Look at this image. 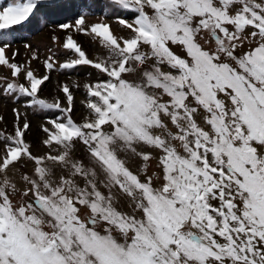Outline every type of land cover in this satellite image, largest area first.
Here are the masks:
<instances>
[{"label":"snow or ice","instance_id":"6c2138e0","mask_svg":"<svg viewBox=\"0 0 264 264\" xmlns=\"http://www.w3.org/2000/svg\"><path fill=\"white\" fill-rule=\"evenodd\" d=\"M0 67V264H264V0H0Z\"/></svg>","mask_w":264,"mask_h":264},{"label":"rangeland","instance_id":"374dc122","mask_svg":"<svg viewBox=\"0 0 264 264\" xmlns=\"http://www.w3.org/2000/svg\"><path fill=\"white\" fill-rule=\"evenodd\" d=\"M116 31H120L118 25H113ZM16 35L18 39L16 40L15 47L19 49V55L16 57L19 61H24L27 59L26 49L24 48V44L28 43L33 45L34 47H39L41 53L43 54L47 50V46L51 43L50 41V31L48 29H44L43 31H38L35 29L30 33H22L16 31ZM81 40L87 45V41L84 40V37H80ZM32 66L35 69L43 71L42 65H40L37 61L32 62ZM86 70L81 69L80 73L75 74L73 78L83 79V74ZM87 71H91L90 69ZM9 75L8 71L3 67H0V76H7ZM63 79V76L59 73H54L52 76V82L47 85L44 89V94L49 95V93L55 94V83L57 79ZM47 83V82H46ZM83 99V95L81 92L77 93V105H76V112L77 115L80 113V105L79 100ZM22 103V101H21ZM15 107H20V104L14 102L10 98H6L0 96V116L4 117V121L0 122V128L6 127L9 131L12 129L14 116L12 109ZM22 111H27L29 113V119L31 121V132L28 133V139L31 140L36 148L37 151L42 150L40 146V139L43 135L39 128V124L44 118L41 115L34 114L30 109L22 108Z\"/></svg>","mask_w":264,"mask_h":264},{"label":"trees","instance_id":"16d2710c","mask_svg":"<svg viewBox=\"0 0 264 264\" xmlns=\"http://www.w3.org/2000/svg\"><path fill=\"white\" fill-rule=\"evenodd\" d=\"M36 29V26L34 24H30L23 28H18L16 31L22 32V33H30Z\"/></svg>","mask_w":264,"mask_h":264}]
</instances>
